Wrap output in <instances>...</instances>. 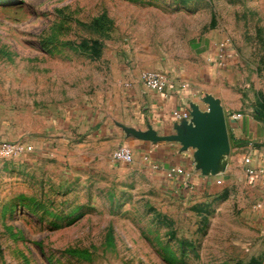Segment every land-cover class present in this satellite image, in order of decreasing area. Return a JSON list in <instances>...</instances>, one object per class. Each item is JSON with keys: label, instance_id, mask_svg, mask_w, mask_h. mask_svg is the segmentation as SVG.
Returning a JSON list of instances; mask_svg holds the SVG:
<instances>
[{"label": "rangeland", "instance_id": "1", "mask_svg": "<svg viewBox=\"0 0 264 264\" xmlns=\"http://www.w3.org/2000/svg\"><path fill=\"white\" fill-rule=\"evenodd\" d=\"M210 21L264 88V0H0V147L33 148L0 156V264H264L254 204L110 162L150 133L125 117L131 72L169 77Z\"/></svg>", "mask_w": 264, "mask_h": 264}, {"label": "crops", "instance_id": "2", "mask_svg": "<svg viewBox=\"0 0 264 264\" xmlns=\"http://www.w3.org/2000/svg\"><path fill=\"white\" fill-rule=\"evenodd\" d=\"M212 28L210 21L202 38L204 54L168 72L170 84L165 92L148 90L141 79L144 70L135 69L126 81L124 94L129 107L125 117L135 119L132 126L141 131L151 128L160 138L178 135L179 131L187 133L186 126L196 128L193 112L196 110L208 118L210 102H215L225 116L230 146L216 171L204 175L197 149L184 150L178 141H135L124 146L132 149L136 159L148 156V166H157L156 172L165 176L169 185L181 186L182 178L170 179L168 172L171 168H183L191 175L192 184L221 188L238 197L241 206L255 207L264 203V88L261 84L251 87L238 65H233L231 52L221 50L222 36ZM180 112L188 113L189 119L178 120ZM237 114L241 118L233 117ZM246 156L251 158L252 168L263 171L255 187L248 185L241 164Z\"/></svg>", "mask_w": 264, "mask_h": 264}, {"label": "water", "instance_id": "3", "mask_svg": "<svg viewBox=\"0 0 264 264\" xmlns=\"http://www.w3.org/2000/svg\"><path fill=\"white\" fill-rule=\"evenodd\" d=\"M208 118L193 112L197 122L196 128L186 126L187 133L179 131L178 135L160 138L150 129L145 141H178L184 150L197 149L196 155L200 161V168L204 175L216 171L220 158L230 150L229 137L225 124V116L220 107L211 100Z\"/></svg>", "mask_w": 264, "mask_h": 264}, {"label": "built area", "instance_id": "4", "mask_svg": "<svg viewBox=\"0 0 264 264\" xmlns=\"http://www.w3.org/2000/svg\"><path fill=\"white\" fill-rule=\"evenodd\" d=\"M232 42L229 38H225L221 42V50L231 52L232 50ZM142 82L145 87L155 93L161 94L165 92V90L169 87L170 79L167 75L156 72V71H145L141 76ZM178 120H187L189 119V114L186 112H180L177 114ZM235 119L241 118L240 114L233 115ZM33 148L26 144H2L0 147V156L3 158H9L11 156H15L17 154H22L25 152H32ZM149 157H144L145 162H149ZM135 161V155L131 148L127 146L118 147L111 156L112 164H124V165H132ZM241 164L244 167L247 183L249 186L255 187L258 183L260 176L263 174L262 170H256L251 167V158L248 156L244 157L241 160ZM153 169H158L157 166L152 165ZM168 176L170 179L175 177L182 178L181 186L182 189L192 188L194 184L191 183V175L187 173L183 168H171L168 172ZM259 211H264V203H257L254 207Z\"/></svg>", "mask_w": 264, "mask_h": 264}]
</instances>
